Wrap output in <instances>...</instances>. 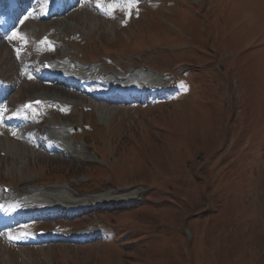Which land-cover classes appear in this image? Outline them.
Instances as JSON below:
<instances>
[{
	"label": "rangeland",
	"instance_id": "1",
	"mask_svg": "<svg viewBox=\"0 0 264 264\" xmlns=\"http://www.w3.org/2000/svg\"><path fill=\"white\" fill-rule=\"evenodd\" d=\"M168 2L144 0L109 20L82 9L47 27L63 61L169 93L181 80L187 91L153 97L155 106L35 83L13 93L15 103L40 93L67 103L40 123L62 142L46 152L18 138L9 154L0 136V184L83 212L40 228L101 238L26 249L0 240V264H264V0ZM99 43L114 53L91 55ZM3 48L0 73L13 82Z\"/></svg>",
	"mask_w": 264,
	"mask_h": 264
},
{
	"label": "bare ground",
	"instance_id": "2",
	"mask_svg": "<svg viewBox=\"0 0 264 264\" xmlns=\"http://www.w3.org/2000/svg\"><path fill=\"white\" fill-rule=\"evenodd\" d=\"M33 26H29V27H25L24 29V31H23V34L25 35V36H29L30 35V32H33ZM39 97H36V98H34V99H32V100H35V99H38ZM51 131V129H50V127L48 126V127H46V129L43 131V133H45V131ZM2 143H4V145H5V147L7 148V152L9 153V154H12V153H14L13 152V149L15 148V142L14 141H12V140H9V139H6V138H3L2 139ZM24 145V144H23ZM3 151H5V150H3Z\"/></svg>",
	"mask_w": 264,
	"mask_h": 264
},
{
	"label": "trees",
	"instance_id": "3",
	"mask_svg": "<svg viewBox=\"0 0 264 264\" xmlns=\"http://www.w3.org/2000/svg\"><path fill=\"white\" fill-rule=\"evenodd\" d=\"M72 169H68V171H71Z\"/></svg>",
	"mask_w": 264,
	"mask_h": 264
},
{
	"label": "snow or ice",
	"instance_id": "4",
	"mask_svg": "<svg viewBox=\"0 0 264 264\" xmlns=\"http://www.w3.org/2000/svg\"><path fill=\"white\" fill-rule=\"evenodd\" d=\"M13 36L15 37V34H13Z\"/></svg>",
	"mask_w": 264,
	"mask_h": 264
}]
</instances>
